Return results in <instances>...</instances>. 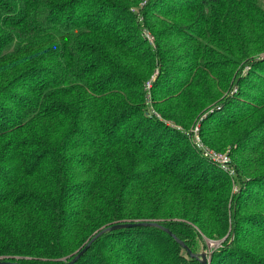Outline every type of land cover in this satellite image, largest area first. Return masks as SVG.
Returning a JSON list of instances; mask_svg holds the SVG:
<instances>
[{"label": "trees", "instance_id": "16d2710c", "mask_svg": "<svg viewBox=\"0 0 264 264\" xmlns=\"http://www.w3.org/2000/svg\"><path fill=\"white\" fill-rule=\"evenodd\" d=\"M117 1L0 0V95L18 105H0V258L66 264L107 225L156 220L195 253L205 237L235 233L212 263L264 264V230L245 228L263 223L242 216L254 194L234 198L229 176L203 157L183 169L192 152L187 137L165 139L169 128L149 116L144 88L158 67L152 104L189 127L203 106L241 82V63L251 67L246 80L262 73L264 82V0H146L138 12L131 5L144 0ZM161 16H188L184 27L197 32L195 47L178 60L161 44L183 24ZM144 26L158 30L155 50ZM206 41L236 60L202 73L201 56L211 51ZM15 67L33 81L1 88ZM171 81L180 83L172 98ZM226 110L200 127L205 142L221 148L236 140L225 142L224 132L240 128L248 114ZM262 135L264 117L238 137L235 150L239 177L256 186L264 181ZM182 144L186 151L171 152ZM262 193L264 199V187ZM89 256L90 264H202L166 230L150 226L107 231L73 264Z\"/></svg>", "mask_w": 264, "mask_h": 264}, {"label": "rangeland", "instance_id": "374dc122", "mask_svg": "<svg viewBox=\"0 0 264 264\" xmlns=\"http://www.w3.org/2000/svg\"><path fill=\"white\" fill-rule=\"evenodd\" d=\"M57 1L61 2L62 0H57ZM117 2L122 3L119 0ZM176 2H177V4H180L179 0H176ZM176 2L174 1V4ZM145 3H146V0L141 1L139 5H134V4L131 5V9H132L131 11L138 12L139 6H142ZM178 6H180V5H178ZM176 7H177V5H176ZM178 8H180V7H178ZM92 10H94V8H92ZM89 12H90V9H89ZM161 17H162V19H164V21L166 20L167 22H169L172 25H175L177 23L183 24V28L181 31L182 33H180L179 35L177 34L173 37L167 38L166 42L164 44H161L163 47L167 43V49L170 50V54L168 55L170 58L177 59L181 53L189 52V50H191L192 48L195 47L196 43L192 40H193V37H196V38L198 37V35L196 34L197 32L194 29L192 30L188 27H184V25L186 26L188 24V26H189V24H190V19L188 16H186L181 21H177V20L174 21L171 17H164V16H161ZM137 18L139 20L143 19V17H138V16H137ZM157 32H158V30H154V29H151V28L146 27V26H144L142 29L143 38L146 39L148 44H150L154 50H155V41L158 37V36H156ZM0 33H1V31H0ZM147 34H150L151 36L154 37L153 41H151L148 38ZM36 37H38V36H36ZM40 41L42 43H45V41L41 38H40ZM205 43L208 45V47L211 49V51L201 56V65L202 66L199 69L202 73L207 72L206 71L207 68H209L210 66L215 67L217 64H219L221 61L225 60L226 58L236 60V58H234L233 56L228 54L223 48H221L217 45H214L210 42H207V41ZM172 49L174 51H172ZM45 55H46V53L44 51L43 57H45ZM260 55H262V56L259 57L260 58L259 60L264 59V53H262ZM190 64H193V63H188V62L180 63V65H188V66H190ZM17 65H18V67H20L23 64H17ZM240 67L241 68L238 70V73H237V80H239L241 78V82L240 83L237 82L236 84H233L232 86H230L228 89L224 90L222 92V94L220 95V98L218 100L215 99V100L211 101L209 104L203 106L202 109H200L201 111L197 115L196 119L194 120V123L189 127H185L180 122L175 121L173 119L162 117L160 115V113L157 111V109L154 107V105L152 104L153 98L154 99L156 98L153 94L154 92H153L152 88H153L154 82L158 81L160 79V77H159L160 70L158 67H156V69L151 74V76L144 81V85H145L144 88L147 92L146 104L150 109V113L152 112V114L149 116L154 115L161 122H163L165 125L168 126L169 130L166 129V131L168 133L166 138H165L166 140H169L170 138H172V136H176V135H178L181 138H183V136L187 137V139L184 138V140L186 141V143L187 142L189 143V145L192 148L191 149L192 152H191V155H188V157L186 158V164L183 166V169L187 170L198 159H200L202 157L205 158L203 153L199 150V148L195 144V139L193 136V134H195V133H196V135L197 134L200 135L203 144L205 146L209 147L210 149L218 151V152L229 153V155L231 156V160H232L231 161V165H232L231 170L227 172V171L222 169V171L225 172L232 181V194H233L234 198H236L237 196H240L244 190H245L244 197L247 195L250 197L251 194H254L253 197L248 199V205H246L244 207L242 216L251 217V216L257 215V216H259L260 222L263 223L261 225V227H258V228H257V226L253 227L249 224H247V225H245L244 223L243 224L245 225L246 229L252 230L253 228H255L258 232H262L264 230V199H263V193H262V188L264 187V181H262L259 184V186L248 183V181H246V180H248L249 178L246 179L243 176L239 177L238 172H237V168H236V165L234 162L236 161V157H237L235 150L240 148V145H241V143L237 141L238 137L242 136L245 132H247L253 126V124H255L256 121H258L260 118L264 117V101H263L264 100V82L261 80L263 77L262 76L263 74L262 73H259V74L257 73V75L253 74V75H251L250 79L246 80L244 78V76L248 75V72H249L251 67H250V65H247V66L243 65V63L240 64ZM17 68L15 67V72L11 76H9L8 80H10V81L12 80V81L8 82V84L3 83L1 88H4V89L9 88V89L15 90L18 87L19 83L20 84H22L23 82L30 83L33 81V79L31 77H28L25 75V73L18 71L19 69H17ZM8 74H11V73H8ZM179 75L181 77L185 78V76L183 74L180 73ZM150 82H151V84L149 85ZM169 86H172V90H173V93H172L170 98H172L173 95H176L178 92H180V83L174 84L173 81H171V82H169ZM21 90H24L23 92L27 91L24 88H22ZM3 96L4 95H0V105L2 104L3 106L11 107V108H13L14 111H17L18 105L12 103L11 100H9V98L5 99ZM156 96L157 97L161 96L164 98V96L160 95V93H157ZM198 101L200 102V97L198 98ZM181 106H184V108H186V109H190L195 105L190 104V103H185ZM228 106H231V108H233V109H238V111H240L241 114L248 113L244 119L239 120L237 122V123H239L238 126L240 128L235 127L233 129H228L224 132V141L225 142H228V139H232L233 137H235L236 140H234L233 142L230 141L229 144L225 145L222 148L218 147L215 144H211L208 141L205 142V140L202 138V136L200 134V131L196 132L197 126L201 127L204 120L207 121L208 117H210V115H212V114H215V118L217 119L218 117L224 116L225 114L231 112V111L226 110V108ZM1 111L2 110L0 108V113H1ZM9 113H12V112H9ZM147 114H149V113H147ZM214 122L215 121L211 119L208 123L205 124V128L207 129V128L212 127L214 125ZM0 131H1V128H0ZM3 138H6V137H3ZM260 138L262 140H264V135H262ZM186 148H187L186 145L182 144V145H179L176 148H174L171 152L179 151V150H185L186 151ZM206 160L209 161L208 159H206ZM209 162L212 163V165H214V166L216 165L211 161H209ZM212 165L209 166V168H212L213 167ZM204 169H208V168H205V166H203L202 170H204ZM209 170H211V169H209ZM258 191H259V193H258ZM234 238H235V233H233L231 231H229L225 237L220 238V239L205 237L204 239L199 241L197 253L206 252L209 264H216L214 262L212 263L213 253L216 250H218L219 248H223L227 244H232V241L234 240ZM260 244L261 243H259V245ZM242 246L243 245H241L240 247H242ZM89 258H90V256L87 259H89ZM86 264H90V259H89V262Z\"/></svg>", "mask_w": 264, "mask_h": 264}, {"label": "water", "instance_id": "95a60500", "mask_svg": "<svg viewBox=\"0 0 264 264\" xmlns=\"http://www.w3.org/2000/svg\"><path fill=\"white\" fill-rule=\"evenodd\" d=\"M136 226H145V227H159L166 230L168 233H170L184 248H186L191 255V257L198 258L202 264H209L208 257L206 252L201 253H195L193 252L187 245L179 239L169 228L162 225V223L156 221V220H139V221H124V222H116L111 225H107L100 229L88 242L87 244L78 251V253L67 263V264H73L75 263L92 245V243L102 234H104L107 231H113L117 229L122 228H131ZM0 264H22L16 260H8V259H0Z\"/></svg>", "mask_w": 264, "mask_h": 264}, {"label": "built area", "instance_id": "2783aa9c", "mask_svg": "<svg viewBox=\"0 0 264 264\" xmlns=\"http://www.w3.org/2000/svg\"><path fill=\"white\" fill-rule=\"evenodd\" d=\"M148 38L153 41V36L150 34H147ZM151 82L149 83V85ZM200 131V126H197L196 132ZM194 139H195V144L199 148V150L203 153L204 157L208 159L209 161L213 162L217 166H219L221 169L225 171H230L231 170V156L229 153H224V152H218L215 150L210 149L209 147L205 146L202 142V139L199 134L196 135L193 134Z\"/></svg>", "mask_w": 264, "mask_h": 264}]
</instances>
